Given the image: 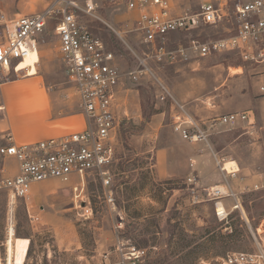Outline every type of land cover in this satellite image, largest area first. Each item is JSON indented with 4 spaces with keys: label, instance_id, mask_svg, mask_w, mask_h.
<instances>
[{
    "label": "rangeland",
    "instance_id": "rangeland-1",
    "mask_svg": "<svg viewBox=\"0 0 264 264\" xmlns=\"http://www.w3.org/2000/svg\"><path fill=\"white\" fill-rule=\"evenodd\" d=\"M42 2L31 0L30 14L37 13V5ZM95 2L98 4L95 15L99 19L79 12L81 20L116 54L124 74V84L118 93L121 126L116 144L117 162L110 188L115 207L106 204L105 195L109 190L97 177L89 180L84 192H75L72 186L57 180L33 186L27 204L40 222L31 225L25 201L18 202L16 211V231L20 234L17 237L31 241L27 264H130V248L139 245L147 253L138 264H225L226 256L218 254L223 245L233 246L230 252H255L252 231L257 234L264 222V124L262 130L255 123L254 131V123L251 125L250 121L234 127H218V131L226 130L221 133L225 136L221 141L209 135L205 141L192 143L199 145L201 151L212 152L227 145V152L242 162L236 177L220 183L229 194L211 200L207 190L216 184L206 186L199 180L193 186L187 183L192 175L185 171L186 145L190 142L175 131L173 117L179 106H184L198 120L206 111L223 116L231 110L251 109L256 114L252 102L259 98L256 94L264 81V63H246L239 55L229 52L204 59L194 57L174 65H159L149 60L171 94L168 100L160 102L158 84L149 78L139 82L128 78V73L138 67L136 56L141 57L143 51L140 33L134 27L138 14L127 10L124 3ZM197 3L198 0L193 4L194 10L199 8ZM84 5L82 1L81 6ZM101 19L123 32L122 36L106 27ZM7 23L2 26L1 43L5 41ZM233 27L227 24L177 34L172 37L175 45L171 47L184 45L190 38L202 42L225 38L226 30ZM44 37L38 69L35 66L28 78H18L12 73L9 81L24 82L37 77L32 82H39L41 93L49 97L47 106L52 115L49 114L47 122H50L52 118L81 110L78 95L65 74L53 24L48 26ZM34 87L37 85L28 89ZM261 102L257 109L264 114V98ZM156 114L161 120L154 123ZM203 128L207 129L205 125ZM77 130L80 129H73ZM11 134V130L0 134V147L10 141ZM162 148L169 151L175 172L172 177H160L156 172L157 150ZM5 159L11 160L0 156V179L14 176L4 167ZM222 159L218 165L220 170L232 161ZM8 199V193L0 191V246L8 240ZM217 202H222L229 214L225 221L217 217ZM88 206L93 208V215L86 213ZM233 231L237 233L234 240L222 237ZM209 232L213 233L212 237ZM0 251L6 264L7 250L0 247Z\"/></svg>",
    "mask_w": 264,
    "mask_h": 264
},
{
    "label": "built area",
    "instance_id": "built-area-1",
    "mask_svg": "<svg viewBox=\"0 0 264 264\" xmlns=\"http://www.w3.org/2000/svg\"><path fill=\"white\" fill-rule=\"evenodd\" d=\"M82 1L85 2L84 6H81ZM107 1L119 5L124 3L127 10L138 14L134 27L140 33L143 51L141 57L136 56L138 67L128 73V78L133 82L149 78L155 85L158 84L160 91L157 100L160 102L168 100L171 94L150 66L149 60H155L159 65H174L194 57L204 59L229 52L239 55L246 63H264V0H203L197 10H183L182 6H174L169 0ZM178 8L183 11L178 12ZM97 9L95 0H52L44 10L6 24L5 41L0 43V86L9 81L12 73L18 78L26 75L25 71H18L20 64L34 52L40 53L47 28L53 24L66 77L78 95L79 108L85 117V128L70 135L28 144H17L10 139L0 147V156L17 162V174L0 179V191L5 190L9 197L8 230L13 228L15 236L18 202L25 201L27 204L35 185L57 180L72 186L75 192H84L89 180L97 177L102 186L109 190L105 195L106 204L115 207L110 188L117 162L116 144L121 126L118 93L124 84V74L118 66L116 54L81 20L79 12L99 19L95 15ZM101 21L115 34L122 36L123 32L105 20ZM227 24L234 27L226 30L228 36L225 38L206 42L190 38L184 45L171 47L175 45L172 37L177 34ZM260 91L264 94V81ZM179 107L173 117L175 131L190 143L207 140L210 135L208 130L234 127L251 119L249 112L231 113L202 124L184 106ZM123 111L127 117V110L124 108ZM197 181L195 174L187 179L189 186ZM215 188L207 190L211 200H219L229 194L228 190L225 193V185L223 190ZM235 208L239 209L240 206ZM27 210L31 225L39 223L40 218L31 214L28 204ZM86 213L93 215V208L88 206ZM216 214L220 221L228 219L229 214L222 202L216 203ZM252 235L256 251L230 252L224 259L225 264H264V222L257 234L252 231ZM7 242L0 247L7 250ZM130 250V264H138L147 253V250L134 246ZM27 258L24 264H27ZM4 262L0 251V264ZM6 264H9L8 258ZM11 264L19 263L12 260Z\"/></svg>",
    "mask_w": 264,
    "mask_h": 264
},
{
    "label": "crops",
    "instance_id": "crops-1",
    "mask_svg": "<svg viewBox=\"0 0 264 264\" xmlns=\"http://www.w3.org/2000/svg\"><path fill=\"white\" fill-rule=\"evenodd\" d=\"M52 0H43L42 3L37 5V9L39 11L44 10L49 6ZM196 0H169V2L174 6H182L181 9H193V4H195ZM203 0H198L197 4H200ZM183 10H179L178 12H181ZM31 11V0H0V33L2 31V26L6 22H12L16 20L17 18L24 16V15H30ZM36 11V12H39ZM137 16V15H136ZM1 37V35H0ZM1 43V41H0ZM41 52V51H40ZM37 58V57H36ZM28 78V77H25ZM24 78V79H25ZM37 77H33L30 79L25 80L24 82H12L8 81L9 83L5 82L2 83L0 86V107H4L5 109L3 111H0V134H3L4 132H8L9 130L12 131L11 140L16 142L17 144H28V143H35L42 140L50 139V138H57L61 136L70 135L74 132L83 130L85 128V117L81 111H79L76 114H70L63 117H56L50 119V122H47L49 114L52 115V110L50 108L49 110V97L45 98V114L40 119L33 120L32 122L28 124H19L17 123V120L12 114L14 113V105L16 101L18 100L19 95L22 93L21 91L23 89H28L33 87L34 85H37L38 88L37 91L40 92L42 97L45 95L41 93L39 90H43L40 83L38 82H32L34 80H37ZM260 86H258V92L256 94L257 97L254 99V103L252 102L253 108H256V114L251 109L247 111L242 112H235L231 110L230 112L226 114L231 113H247L249 112L251 114L250 124L253 125L252 127L253 131L256 128V126L259 125L260 128L263 130V124H264V114L258 110L257 108L261 105V101H263L264 96L263 93L260 91ZM46 93V92H45ZM16 108V107H15ZM223 114V115H226ZM160 115H155L153 117V122H159L161 118ZM198 116V115H197ZM200 121H206L208 122L211 119H217L220 116H217L215 114H212V112H205L202 114V116H198ZM47 122V123H44ZM205 122V123H206ZM75 127H78L80 130L73 131ZM218 128H216L213 131H210V135L212 138H217L218 140H222L223 137L221 133H223V130L218 131ZM226 131V130H224ZM228 137V136H227ZM226 137V138H227ZM231 144V143H230ZM188 152H187V159L185 165L187 174H195L202 184L206 186L216 187V186H223L220 185L221 182L228 180L227 178H233L232 174H235L234 177L237 176L239 172H241V161H238L237 159H234L232 155L227 152V145L219 149V151H209V150H200V146L192 143H188L186 145ZM157 162H156V169L157 173L160 175V177H172L175 175L174 170L171 167L170 164V158H169V151L168 149L162 148L157 150ZM223 158H231V160L237 165L238 170H233L232 172H228L227 170H222V173L220 168H218V165L220 164V159ZM230 161V162H232ZM188 162V164H187ZM226 162V161H225ZM5 168L10 169V173H13V175L17 174V162L14 159L8 160L5 159ZM4 168V169H5ZM243 168V167H242ZM221 173V175H219ZM187 175V176H188ZM219 183V184H218Z\"/></svg>",
    "mask_w": 264,
    "mask_h": 264
},
{
    "label": "bare ground",
    "instance_id": "bare-ground-1",
    "mask_svg": "<svg viewBox=\"0 0 264 264\" xmlns=\"http://www.w3.org/2000/svg\"><path fill=\"white\" fill-rule=\"evenodd\" d=\"M36 57L37 61L35 62ZM39 60L40 53L34 52L20 64L18 71H25V77L28 76L29 72L35 71V66L38 69ZM36 88L37 87H34L33 89H23L21 91L22 93L19 95L18 100L13 106L14 113L12 114V116L16 118L17 123L25 125L44 116L46 102L45 97H42V95L37 91ZM4 109V107H0V111H3ZM234 169L238 170L237 165L233 161L224 164L223 170L232 172ZM216 189L223 190L224 188L223 186H219L218 188H215V190ZM220 210L222 211L223 209ZM14 233V229L10 228L8 232V242L6 245L8 261L9 264H11L12 260H16L19 264H24L26 262L28 248L29 244H31V241L29 239L17 237Z\"/></svg>",
    "mask_w": 264,
    "mask_h": 264
},
{
    "label": "trees",
    "instance_id": "trees-1",
    "mask_svg": "<svg viewBox=\"0 0 264 264\" xmlns=\"http://www.w3.org/2000/svg\"><path fill=\"white\" fill-rule=\"evenodd\" d=\"M20 234H19V232H17L16 231V236H19ZM209 237H212V235H213V233H210L209 232ZM221 235V234H220ZM236 236H237V233L235 232L234 233V231H233V233L232 234H228L227 236H222L224 239H227V240H230V241H232V240H234L235 238H236ZM142 246H140L139 245V247H136L137 249H140ZM221 252H218V254L220 255V256H222V257H225V256H227V254H228V252H230L232 249H234L233 248V246H231V245H223L222 247H221ZM30 252H31V250L29 251V255H30ZM28 255V256H29Z\"/></svg>",
    "mask_w": 264,
    "mask_h": 264
}]
</instances>
